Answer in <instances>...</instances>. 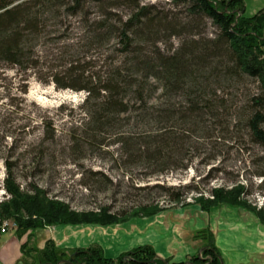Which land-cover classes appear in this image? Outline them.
Masks as SVG:
<instances>
[{
  "label": "trees",
  "instance_id": "obj_1",
  "mask_svg": "<svg viewBox=\"0 0 264 264\" xmlns=\"http://www.w3.org/2000/svg\"><path fill=\"white\" fill-rule=\"evenodd\" d=\"M87 2L98 1L72 0L69 5L57 0H0V63L23 71L35 68L36 48L47 24L45 13L64 8L75 15ZM129 2L134 5L127 17L117 13L124 6L117 0L106 7L109 13L89 26V43L81 47L82 51L71 50L62 62L66 85L56 82L57 88L85 94L81 113L87 122L73 142L100 150L107 147L104 139H113L110 145L118 147L123 166L143 167L150 171V177L185 170L186 157L198 150L197 135L213 128L210 122H216L228 108L223 99L214 98L219 85L251 80L258 84L259 94L243 105L247 110L242 122L250 142L264 148V11L246 17L243 0H174L175 6L183 8L181 16L159 14L134 0ZM207 22L217 31L213 40L203 36ZM173 36L182 40L179 47H159L160 41ZM101 51L108 54L104 57ZM101 58L103 63L98 65L96 59ZM214 160L210 158L208 163ZM3 165L8 198L0 202V229L4 222L12 221L16 238L26 239L16 264H170L158 259L153 248L146 245L115 260L105 258L96 246L69 252L52 241L40 250L31 246L27 237L35 230L110 227L132 218L155 216L163 209L150 205L125 214L111 213L109 208L76 212L39 189L23 192L13 175L16 165L7 159ZM184 190H165L171 206L183 207ZM210 197L195 203L204 211L218 206L240 208L264 228V211L247 205L242 185L213 189ZM193 240L205 249L201 253L202 259L208 258L205 262L220 264L209 231L197 232ZM202 259L194 257L191 261L202 264Z\"/></svg>",
  "mask_w": 264,
  "mask_h": 264
},
{
  "label": "rangeland",
  "instance_id": "obj_2",
  "mask_svg": "<svg viewBox=\"0 0 264 264\" xmlns=\"http://www.w3.org/2000/svg\"><path fill=\"white\" fill-rule=\"evenodd\" d=\"M70 1L57 0L60 4ZM97 1L83 4L75 15L68 14L64 8L45 13L47 24L36 48L35 68L23 71L0 63V202L8 198L3 187V160L7 159L16 165L13 175L23 192L39 189L46 197L61 201L76 212L109 208L111 213L125 214L150 205H159L163 211L181 208L169 204L171 199L165 191L169 187L185 188L183 207L198 206L196 199L211 200V190L230 189L235 185L244 187L243 198L248 206L264 211V148L250 142L242 122L247 110L243 105L259 94V86L254 81L219 85L214 98L223 99L228 108L216 122H210L213 128L197 135L198 150L186 157L185 170L150 177V171L143 167L123 166L118 147L110 145L113 139H104L107 147L100 150L73 142L87 122L81 113L85 94L59 89L55 83L66 85L62 80L63 60L73 49L82 51L81 47L89 43L86 37L90 24L103 19L108 12L106 7L115 2ZM117 1L124 5L117 13L127 17L134 4L127 3L128 0ZM134 1L159 14L183 16L184 13L182 6H175L174 0ZM243 3L246 17L264 11V0H243ZM202 32L208 40H213L217 33L209 22ZM181 43L182 40L173 36L158 45L163 50H172ZM100 53L104 57L108 54ZM96 63L101 65L103 58L96 59ZM51 134H54L52 141ZM210 158L215 160L208 163ZM4 223L7 227L4 234L0 233V251L13 239L20 252L25 237L16 238L12 221ZM42 233V230L33 231V236L27 237L28 244L33 243L34 237L41 241ZM158 250L163 249L158 247ZM0 264H6L2 256Z\"/></svg>",
  "mask_w": 264,
  "mask_h": 264
},
{
  "label": "crops",
  "instance_id": "obj_3",
  "mask_svg": "<svg viewBox=\"0 0 264 264\" xmlns=\"http://www.w3.org/2000/svg\"><path fill=\"white\" fill-rule=\"evenodd\" d=\"M202 230L214 236L223 264H264V228L252 214L226 206L204 211L196 205H187L110 227L55 226L43 229L42 240L34 237L30 245L40 250L47 241H52L66 252L96 246L110 260L146 245L162 261L191 264V259L198 257L202 250L200 242L193 237ZM12 240L8 248L6 245L0 251L6 264H15L21 256Z\"/></svg>",
  "mask_w": 264,
  "mask_h": 264
},
{
  "label": "water",
  "instance_id": "obj_4",
  "mask_svg": "<svg viewBox=\"0 0 264 264\" xmlns=\"http://www.w3.org/2000/svg\"><path fill=\"white\" fill-rule=\"evenodd\" d=\"M203 251H205V249H204V248L201 250V252H200V253H199V255H198V259H199V260H201L200 254H201ZM219 262H220V264H223V262H222V259H221V258H219ZM62 263H66V262H61V263H59V264H62ZM189 264H190V263H189ZM208 264H209V263H208Z\"/></svg>",
  "mask_w": 264,
  "mask_h": 264
},
{
  "label": "built area",
  "instance_id": "obj_5",
  "mask_svg": "<svg viewBox=\"0 0 264 264\" xmlns=\"http://www.w3.org/2000/svg\"><path fill=\"white\" fill-rule=\"evenodd\" d=\"M6 227H7V224L6 223H3L2 228L0 230V233L4 234L5 231H6Z\"/></svg>",
  "mask_w": 264,
  "mask_h": 264
}]
</instances>
